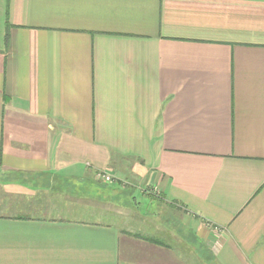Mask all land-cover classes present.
I'll return each instance as SVG.
<instances>
[{"label":"crops","instance_id":"obj_1","mask_svg":"<svg viewBox=\"0 0 264 264\" xmlns=\"http://www.w3.org/2000/svg\"><path fill=\"white\" fill-rule=\"evenodd\" d=\"M0 264H264V0H0Z\"/></svg>","mask_w":264,"mask_h":264},{"label":"built area","instance_id":"obj_2","mask_svg":"<svg viewBox=\"0 0 264 264\" xmlns=\"http://www.w3.org/2000/svg\"><path fill=\"white\" fill-rule=\"evenodd\" d=\"M96 178L104 183H110L114 179L111 173H107L106 171H97Z\"/></svg>","mask_w":264,"mask_h":264},{"label":"rangeland","instance_id":"obj_3","mask_svg":"<svg viewBox=\"0 0 264 264\" xmlns=\"http://www.w3.org/2000/svg\"><path fill=\"white\" fill-rule=\"evenodd\" d=\"M172 220H173V218H172ZM176 224V223H175Z\"/></svg>","mask_w":264,"mask_h":264}]
</instances>
